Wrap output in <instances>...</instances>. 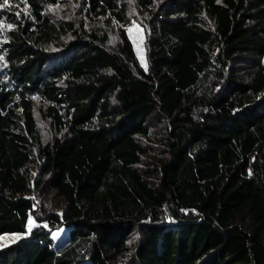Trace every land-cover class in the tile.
Wrapping results in <instances>:
<instances>
[{"label": "trees", "instance_id": "1", "mask_svg": "<svg viewBox=\"0 0 264 264\" xmlns=\"http://www.w3.org/2000/svg\"><path fill=\"white\" fill-rule=\"evenodd\" d=\"M4 235L0 264H264V0H0Z\"/></svg>", "mask_w": 264, "mask_h": 264}, {"label": "rangeland", "instance_id": "2", "mask_svg": "<svg viewBox=\"0 0 264 264\" xmlns=\"http://www.w3.org/2000/svg\"><path fill=\"white\" fill-rule=\"evenodd\" d=\"M130 33L132 38L135 41L136 49L138 55L141 57L142 61L145 62V37L143 28L139 25L134 23L130 29ZM30 230V227L28 228ZM63 231H59L58 233H54V238L61 239ZM18 235H4L0 237V247L11 243L12 241L16 240Z\"/></svg>", "mask_w": 264, "mask_h": 264}, {"label": "snow or ice", "instance_id": "3", "mask_svg": "<svg viewBox=\"0 0 264 264\" xmlns=\"http://www.w3.org/2000/svg\"><path fill=\"white\" fill-rule=\"evenodd\" d=\"M4 2H5V4H7V0H4ZM9 27H11V26H9Z\"/></svg>", "mask_w": 264, "mask_h": 264}]
</instances>
